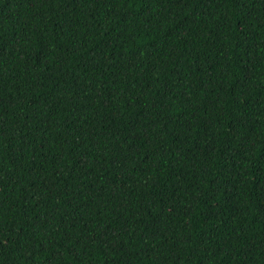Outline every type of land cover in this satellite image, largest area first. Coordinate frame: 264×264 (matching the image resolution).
<instances>
[{
  "label": "trees",
  "instance_id": "1",
  "mask_svg": "<svg viewBox=\"0 0 264 264\" xmlns=\"http://www.w3.org/2000/svg\"><path fill=\"white\" fill-rule=\"evenodd\" d=\"M0 264H264V0H0Z\"/></svg>",
  "mask_w": 264,
  "mask_h": 264
}]
</instances>
